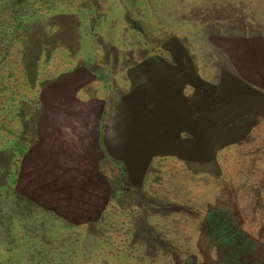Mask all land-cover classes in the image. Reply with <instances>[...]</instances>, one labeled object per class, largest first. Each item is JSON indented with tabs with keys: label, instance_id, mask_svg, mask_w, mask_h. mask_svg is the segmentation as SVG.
<instances>
[{
	"label": "rangeland",
	"instance_id": "374dc122",
	"mask_svg": "<svg viewBox=\"0 0 264 264\" xmlns=\"http://www.w3.org/2000/svg\"><path fill=\"white\" fill-rule=\"evenodd\" d=\"M0 264H264V0H0Z\"/></svg>",
	"mask_w": 264,
	"mask_h": 264
}]
</instances>
